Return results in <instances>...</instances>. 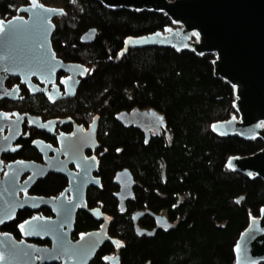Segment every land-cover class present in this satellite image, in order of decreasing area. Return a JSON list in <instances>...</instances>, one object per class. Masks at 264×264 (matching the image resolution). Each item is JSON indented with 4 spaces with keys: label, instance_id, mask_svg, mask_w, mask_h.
<instances>
[{
    "label": "trees",
    "instance_id": "obj_1",
    "mask_svg": "<svg viewBox=\"0 0 264 264\" xmlns=\"http://www.w3.org/2000/svg\"><path fill=\"white\" fill-rule=\"evenodd\" d=\"M40 1L66 13L54 20L52 43L57 56L88 68L77 96L60 105L58 112L86 124L100 117L97 176L102 188L88 190L87 206L107 215L109 235L122 248L105 244L92 264H109L105 258L117 255L120 264H236L240 235L264 208V180L231 170L227 164L230 157L263 150L264 140L223 137L212 131L213 124L239 117L235 89L215 75L216 55L170 47L124 50L129 38L171 27L172 20L164 12L112 10L97 0ZM30 2L1 0V18H14ZM90 29H97L96 40L84 45L81 37ZM22 106L38 115L37 108L23 102L2 103V109L11 112H23ZM135 108L154 109L165 117L167 129L152 135L148 145L143 132L116 119L117 114ZM17 158L40 161L34 148L21 151ZM123 169H129L138 183L125 215L115 197L119 191L115 177ZM67 186L66 177L50 174L30 194L59 196ZM141 211L164 214L174 227L153 238L139 236L132 216ZM40 213L52 216L48 209ZM33 216L28 210L20 211L1 230L21 240L18 226ZM139 225L151 229L155 219L146 216ZM100 228L91 214L81 212L74 238Z\"/></svg>",
    "mask_w": 264,
    "mask_h": 264
},
{
    "label": "water",
    "instance_id": "obj_2",
    "mask_svg": "<svg viewBox=\"0 0 264 264\" xmlns=\"http://www.w3.org/2000/svg\"><path fill=\"white\" fill-rule=\"evenodd\" d=\"M97 1L112 10L166 13L172 20L171 27L165 32L129 38L124 50L170 47L176 51L187 49L200 56L215 54V75L235 89V108L239 117L213 124L212 131L223 137L238 135L244 140H264V0ZM65 15L64 10L46 6L40 0H31L8 21L0 15V102L3 99L19 100V87L12 90L6 87L11 77L19 78L32 94H47L52 102L77 96L88 68L64 62L57 56L52 43L56 30L54 20ZM97 33V29L88 30L82 35L81 43L93 44ZM58 74L68 75L61 80L65 93L55 85ZM33 78L46 87L35 85ZM14 116L11 119L7 113H0V264H92L105 244L122 248L120 242L109 235L107 215L100 208L89 209L87 206L88 190L102 188L101 178L97 176L98 158L87 156V152L94 153L99 147L100 117L94 118L88 130L75 127L72 134L59 136V149L35 140L32 147L43 157L44 164L18 160L6 165L2 157L19 152V147L12 146L21 138L26 122L48 134H53L57 123H44L40 117L19 112ZM116 119L125 127L143 132L145 145L149 144L153 134L160 135L167 129L165 117L154 109L123 111ZM62 123L66 125L70 120ZM6 127L8 134L4 135ZM227 165L231 170L264 180V149L247 157H230ZM50 174L67 178L65 190L53 197L31 195L36 183ZM25 176L27 178L23 180ZM115 184L119 187L115 197L121 214L125 215L138 183L129 169H123L116 174ZM243 199L239 198L237 203L240 205ZM43 209L50 210L52 216L41 214ZM24 210L34 216L18 226L21 240L1 230ZM81 212L91 214L101 223V228L75 239L76 221ZM146 215H152V212H138L132 216L139 236L153 238L159 230L174 227L167 217L154 215L157 228L143 230L138 222ZM38 241L50 245L43 246L36 243ZM235 255L236 264L264 262V208L240 235ZM105 262L120 264V257L108 256Z\"/></svg>",
    "mask_w": 264,
    "mask_h": 264
},
{
    "label": "flooded vegetation",
    "instance_id": "obj_3",
    "mask_svg": "<svg viewBox=\"0 0 264 264\" xmlns=\"http://www.w3.org/2000/svg\"><path fill=\"white\" fill-rule=\"evenodd\" d=\"M3 20H5V19H3ZM6 21H8V20H6ZM67 76L68 75H65V74H58L57 75V79H56L55 85L60 87V92H62V93H65V89L61 86V80L63 78H66ZM33 83L35 85L41 87V88H45L46 87L45 85L41 84L35 78H33ZM16 86H18L19 89H20L19 100L12 101V100H9V99H3L0 102V113L1 112L7 113L9 115V118L14 119V117H15L14 116V113L15 112H19V111H13V112L6 111V110L2 109V103L5 102V101H9V102H23L24 106L25 105H28L30 108H32V107L37 108L38 115L29 113V111H27L25 109V107H23V106L21 107V109L23 110V112H19L20 114H22V115L23 114H29V115H32V116L40 117L43 120L44 123L53 122V121H57V123H56V127L53 129V134H48L46 132H41V131L36 130L35 128L30 127L28 125V123L26 122V124L23 127V134H22L21 138L19 139V141L17 143H15L12 146V148L19 147L20 148L19 152L14 153V154L3 155V157H2V159L4 160V163L6 165L9 164V163H12V162H16L18 160H21V161H31V160H26V159H22V158H17V155L21 151H23V150L25 151V150L33 149L32 143L35 140L44 141V142H46V144L51 145L53 147V149H59V140H58L59 139V136H61L63 134L64 135H70V134H72L74 132V130H75V127H81L84 130H88L89 129V126H90V124L92 122L89 123V124H86L85 122H80L76 118L66 117V116H64L66 114L61 113V112H58V108L60 107V105H62L63 103H66L67 100H69V99L59 100V101H56V102H52V100L49 98V96L47 94H41V93L32 94L29 91L28 87L25 86V85H23L21 83V80L19 78H17V77H11L6 82V87L9 90H12ZM53 86H51L50 88H52ZM71 99H73V98H71ZM47 110H49V111H47ZM68 120H70V123H68L66 125H64L62 123L63 121H68ZM3 134L4 135H7L8 134V127H6V130L3 132ZM98 149H99V147L96 149V151L94 153L87 152V156L90 157L92 155H96V157L98 158V156H97ZM38 154H39V152H38ZM39 156H40V161H35V162L44 164L45 161H44L43 157L40 154H39ZM50 156L53 157L54 155L51 154ZM98 161H99V159H98ZM71 169L72 170H75V167L74 166H71ZM26 178L27 177L25 176L23 178V180L26 179ZM141 212H147V211H141ZM146 216H151V217H153L155 219V225H154V227L151 228V229L142 227L141 225H139V227L141 229H143V230H148V231L155 230L157 228V226H158L157 220H156L155 216L153 214L152 215H146ZM161 216H165V215L163 214ZM142 219H140L139 221H141ZM166 230H168V229H163V230H159V231H166Z\"/></svg>",
    "mask_w": 264,
    "mask_h": 264
}]
</instances>
